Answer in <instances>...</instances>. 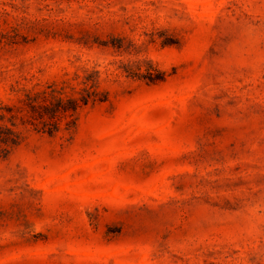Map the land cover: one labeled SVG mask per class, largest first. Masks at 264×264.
I'll return each mask as SVG.
<instances>
[{
    "label": "rangeland",
    "instance_id": "1",
    "mask_svg": "<svg viewBox=\"0 0 264 264\" xmlns=\"http://www.w3.org/2000/svg\"><path fill=\"white\" fill-rule=\"evenodd\" d=\"M0 264H264V0H0Z\"/></svg>",
    "mask_w": 264,
    "mask_h": 264
},
{
    "label": "trees",
    "instance_id": "2",
    "mask_svg": "<svg viewBox=\"0 0 264 264\" xmlns=\"http://www.w3.org/2000/svg\"><path fill=\"white\" fill-rule=\"evenodd\" d=\"M68 101H69V103H72V104H74V105H77V103H78L76 99H69ZM60 102H61V104H62V108H63L64 110H66L65 102H63L62 99L60 100ZM84 102L86 103V101H84Z\"/></svg>",
    "mask_w": 264,
    "mask_h": 264
}]
</instances>
